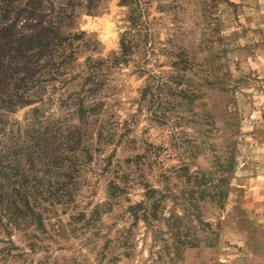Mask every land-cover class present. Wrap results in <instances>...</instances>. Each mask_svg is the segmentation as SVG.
I'll return each instance as SVG.
<instances>
[{"label":"rangeland","instance_id":"obj_1","mask_svg":"<svg viewBox=\"0 0 264 264\" xmlns=\"http://www.w3.org/2000/svg\"><path fill=\"white\" fill-rule=\"evenodd\" d=\"M50 1L69 6L73 61L0 109V149L24 145L0 180V264H264V0ZM23 6L0 17L12 49L56 21ZM24 50L12 64L33 69ZM146 186L163 195L153 223Z\"/></svg>","mask_w":264,"mask_h":264},{"label":"trees","instance_id":"obj_2","mask_svg":"<svg viewBox=\"0 0 264 264\" xmlns=\"http://www.w3.org/2000/svg\"><path fill=\"white\" fill-rule=\"evenodd\" d=\"M69 1V0H67ZM78 1V3L80 2L79 0H75ZM88 2V1H87ZM19 4H24V6L22 8H18L17 9V13L18 14H28L29 16L34 15L35 13H37V15H41V17H46L49 14H53L55 12V16H56V21L55 22H51L49 24V26L46 29H43V31L38 32L35 36H33L34 38L31 40H27L26 42H24V40L22 42L16 43V48L12 49L9 48V43L6 41L5 39V31L0 30V81L4 79V86L6 88H8V84L7 81L12 82V86L9 88V91L11 92L10 94H7L6 96H1L0 95V109H4L10 112V110H13L14 108L21 106V107H25V106H30L33 104V100L31 99H27L24 95H22L21 93H19L20 91H28L29 90V85L34 86L38 81L37 78H40L42 75H55L56 73H58L59 69L62 68L63 66H65L68 62V60L70 59V62L73 61V53L71 52H66L67 51V47H65V41L66 42H70V39L73 37L72 35L68 34L66 36V38H64L60 33H59V29L60 26L65 22V19H71L70 15L66 13V7L68 6H60L59 8H55L54 3L50 0H0V17H2L3 19H6L7 17H9L11 15V13H13V11H15L16 6ZM71 4V2L69 3V5ZM89 4H91L89 2ZM74 7V6H73ZM45 9L46 11L44 13H40L38 14V10L39 9ZM69 8V6H68ZM87 9H90V5L87 4ZM56 10V11H55ZM67 16V17H65ZM9 28V27H8ZM8 30V29H6ZM130 34V33H129ZM128 33H124L121 36L120 39V49H119V55L116 60L117 61H124L127 58V55L129 54V51L131 50V45L127 40ZM25 45H32V47H36L37 48V56H38V60L41 61V58L45 59L44 63V68H37L38 65V60L34 63L33 65V69L28 68L27 66H25L26 62H22L21 64L19 63V59L15 64H12L15 61L16 57H26L27 56H23L25 55V50H24V46ZM68 46H70V44L68 43ZM33 57V56H32ZM25 58V59H26ZM8 60H10V67H9V72L6 71V66L8 65ZM19 69H21L23 71V74L18 77L19 75ZM45 69H47V73L42 74ZM38 75V76H36ZM7 76L8 79H7ZM36 76V77H35ZM18 77V78H17ZM38 84V83H37ZM94 88L90 89L88 92L91 94V92L93 93ZM83 101L80 100L79 104L77 105L78 107V118L81 121H88V112L90 111H86L84 106H83ZM33 112H36L37 109L34 108L32 110ZM5 124H7V121H5L3 119V116L0 114V143L2 141V137L4 134V126ZM84 133H86V136H88L87 132L84 131ZM62 139H65L66 136H61ZM70 138V142H73L74 139L71 135H69ZM73 140V141H72ZM20 143V142H19ZM14 143V147L5 151V153H3V151L0 149V180L2 178H4L2 176V173L7 169L6 166V161L9 159L10 161H12L11 166L9 167V170L14 172V174L19 173V167L18 164L20 162V160H22V152L23 149L21 147H24V145L21 143ZM39 145V143H38ZM40 149H41V153L43 156H46V151H44V144L43 142H40ZM68 146V145H67ZM62 147V146H61ZM50 151V149H48ZM54 152H56L54 155L57 156V152L58 149H54ZM34 151L31 150L28 152V154H26L27 157V161L30 163L31 166L35 167V163L33 162L34 159ZM53 157V156H52ZM56 159H59L58 157H55ZM56 159H48L47 162L44 163V166L46 167H50L54 165V160ZM38 162H36L37 164H39L41 160H38V157L36 159ZM74 161L76 160H72L71 162L74 165ZM73 165H71V167H73ZM75 166V165H74ZM2 184L0 183V190L2 191ZM146 193H145V199L146 202L144 203H140V205H138L137 208H140L143 210L142 213V218L146 221H148L149 223H153L154 221L158 220V215H159V208L161 206V203L163 201V195L162 192L160 190L154 189V188H150L146 186ZM1 194V193H0ZM162 195V197H160L159 199L156 198V195ZM224 193H220V195L222 196ZM226 194V193H225ZM225 194L223 195V197L225 198ZM2 195V194H1ZM3 196V195H2ZM3 199H1L0 196V203L2 204ZM150 203L148 205V207H146L147 203ZM0 204V205H1ZM147 208V209H146ZM150 218V220H149Z\"/></svg>","mask_w":264,"mask_h":264}]
</instances>
